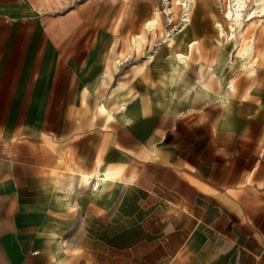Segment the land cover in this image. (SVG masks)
I'll return each instance as SVG.
<instances>
[{
	"label": "crops",
	"instance_id": "1",
	"mask_svg": "<svg viewBox=\"0 0 264 264\" xmlns=\"http://www.w3.org/2000/svg\"><path fill=\"white\" fill-rule=\"evenodd\" d=\"M84 5L0 0V264H264V32L234 53L200 0L127 66L149 19Z\"/></svg>",
	"mask_w": 264,
	"mask_h": 264
},
{
	"label": "rangeland",
	"instance_id": "2",
	"mask_svg": "<svg viewBox=\"0 0 264 264\" xmlns=\"http://www.w3.org/2000/svg\"><path fill=\"white\" fill-rule=\"evenodd\" d=\"M41 7L47 9H64L68 6H86V8H91L97 10L101 14L104 13V16H108L111 20L112 25L116 26V33H120L126 36V45L128 46L129 39L131 35L135 33L142 32L144 30V23L153 18L156 11L160 12V24L158 25V29L156 33L158 34L157 38L153 39L152 34H149L147 40L143 43V47L137 51H132V57L127 60L124 64L130 65L135 62H140L145 59L144 55L146 52L151 53L153 49L156 47L158 43H162L165 37L166 30H169L173 27V25H178L181 22V15L183 13V8L181 5L176 4V0H172L170 2L173 7L172 10V18L173 23L169 24V14L166 11L167 5L164 0H35ZM201 16L203 20H205V24L211 22L210 20L213 18L217 23H223L224 27L227 31L230 30V25L226 20L225 11L228 9L229 0H201ZM199 3L200 0L196 1L195 6L193 8L191 19L201 18L199 17ZM208 3V7L206 6ZM88 5V6H87ZM249 5H253V0L249 1ZM209 8V9H208ZM212 15V16H211ZM191 21V20H190ZM121 22V26L118 28V24ZM208 22V23H207ZM115 30V29H114ZM218 28L216 30V38L220 40V43H226L225 38L219 37ZM264 32V16L257 17L253 20H249L244 23L238 39V50H235L234 53L239 55L243 54V50L248 45L255 46L259 41L258 35H263ZM188 33V29L184 32L178 33L175 39V43L172 47L167 48V45L163 44V50H169L170 52L177 50L181 45V39L184 35ZM152 38V39H151ZM229 48L233 43H228ZM241 45V47H240ZM254 47V46H253ZM241 48V49H240ZM254 49V48H253ZM258 49V48H257ZM128 51V48H127ZM238 51V52H237ZM127 53V52H126ZM233 54L231 57L233 58ZM230 59V58H229ZM234 60V59H233ZM232 65V64H231Z\"/></svg>",
	"mask_w": 264,
	"mask_h": 264
},
{
	"label": "bare ground",
	"instance_id": "3",
	"mask_svg": "<svg viewBox=\"0 0 264 264\" xmlns=\"http://www.w3.org/2000/svg\"><path fill=\"white\" fill-rule=\"evenodd\" d=\"M172 0H164L167 5L166 11L169 14V24L173 23L172 18V6L170 4ZM197 0H176L177 5H181L183 8V13L181 15V22L178 25H173V27L167 30V38L165 40L166 44L172 45L177 33L183 31L187 25L190 23L191 14L193 8L195 6ZM199 1V0H198ZM249 1L251 0H229L228 9L225 11V18L230 25V30L227 31L224 27L223 23L218 22L217 28L219 35L222 38H225L226 43H233L234 50H238V39L240 31L244 25L249 20H253L257 17L264 16V0H253V5H249ZM160 13L156 14V16L145 24V33H156L158 29V25L160 24ZM157 36V35H156ZM137 37V36H136ZM136 45V44H135ZM241 47V45H240ZM159 48V47H158ZM155 49V51L158 50ZM253 45H248L243 50V54H245L246 59H250L253 54ZM241 49V48H240ZM238 52V51H237ZM242 55V54H241ZM154 57V54H150V58ZM186 55L183 53H176L175 60H185ZM230 64H234V60L231 57L229 59ZM245 66V64H243ZM247 66V65H246Z\"/></svg>",
	"mask_w": 264,
	"mask_h": 264
}]
</instances>
